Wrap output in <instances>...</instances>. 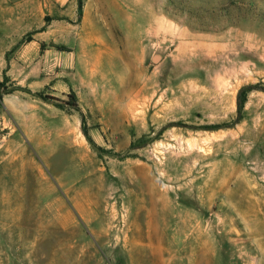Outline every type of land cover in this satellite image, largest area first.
<instances>
[{
	"label": "rangeland",
	"instance_id": "1",
	"mask_svg": "<svg viewBox=\"0 0 264 264\" xmlns=\"http://www.w3.org/2000/svg\"><path fill=\"white\" fill-rule=\"evenodd\" d=\"M181 6L0 0V264H264V0Z\"/></svg>",
	"mask_w": 264,
	"mask_h": 264
},
{
	"label": "trees",
	"instance_id": "2",
	"mask_svg": "<svg viewBox=\"0 0 264 264\" xmlns=\"http://www.w3.org/2000/svg\"><path fill=\"white\" fill-rule=\"evenodd\" d=\"M245 1L246 0H199V1L187 0L185 2V0L184 1L179 0V3L183 5L181 6L182 7L181 11H183L184 14H188L202 21H206V20H212L214 16L220 15V12L223 11L224 8L226 9V14H224V16L229 15L228 9L230 7L237 5L239 2L244 4ZM173 3L174 5H177L175 2ZM244 102L245 100L244 98H242L240 92L239 102H238L239 112H241Z\"/></svg>",
	"mask_w": 264,
	"mask_h": 264
},
{
	"label": "crops",
	"instance_id": "3",
	"mask_svg": "<svg viewBox=\"0 0 264 264\" xmlns=\"http://www.w3.org/2000/svg\"><path fill=\"white\" fill-rule=\"evenodd\" d=\"M5 1H6V0H5ZM57 1H61V2H62V1H65V0H57ZM22 16L28 17L27 12H25L24 15L22 14Z\"/></svg>",
	"mask_w": 264,
	"mask_h": 264
},
{
	"label": "water",
	"instance_id": "4",
	"mask_svg": "<svg viewBox=\"0 0 264 264\" xmlns=\"http://www.w3.org/2000/svg\"><path fill=\"white\" fill-rule=\"evenodd\" d=\"M13 89H24V88L20 86H14Z\"/></svg>",
	"mask_w": 264,
	"mask_h": 264
}]
</instances>
